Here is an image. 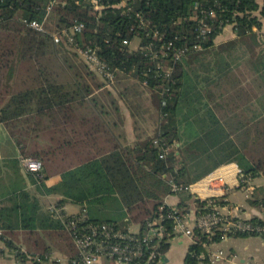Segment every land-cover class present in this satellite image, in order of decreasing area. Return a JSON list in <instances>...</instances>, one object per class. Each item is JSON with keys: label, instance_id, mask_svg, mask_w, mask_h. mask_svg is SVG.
I'll use <instances>...</instances> for the list:
<instances>
[{"label": "trees", "instance_id": "trees-1", "mask_svg": "<svg viewBox=\"0 0 264 264\" xmlns=\"http://www.w3.org/2000/svg\"><path fill=\"white\" fill-rule=\"evenodd\" d=\"M63 1L64 6L56 4L47 13L48 0H0V121L24 153L42 160L47 174H60L57 185L43 184L47 192L61 195L56 201L58 207L67 201L79 203L87 209L83 208L86 222L115 223L97 217L93 206L118 198L124 214L139 223L137 234L141 236L146 221L157 215L167 194L180 196L177 206L181 213L190 212L189 199L196 205V212L211 206L193 192H173L169 179L177 185H191L228 163L237 164L252 178L264 175V48L252 50L242 38L254 33L256 42L264 35V0L261 4L258 0H108L105 4L109 6L103 10L106 13H98L90 0ZM197 3L210 5L216 11L212 32L203 41L193 31L192 15ZM22 17L43 21L47 32L22 24ZM79 22L83 28L74 35V43L81 47L92 45L117 79L129 75L141 84L145 81V87L158 94V129L143 144L121 147L105 132L99 110L115 108V98L102 88L89 65L69 58L63 47L73 49V44L53 42L52 32ZM226 25L241 37L238 46L245 47L252 58L254 88L252 82L242 84L238 77L230 75L234 60L231 51L237 47L230 48L231 41L215 43ZM155 29L164 33L166 40L176 36L179 44L200 40L201 49L190 48L172 61L153 58L150 50L140 46L132 49L122 42L137 36L141 45L150 41L158 45L153 36ZM58 51L64 53L61 55L71 69L72 81L60 82L59 72L52 67L51 56ZM15 60L27 64L24 70L30 82L24 89L8 94L2 70ZM157 62L165 68L171 65L169 75L155 70ZM248 108H252V115L242 113ZM38 131L46 132L51 142L41 149H25L26 137ZM55 138L57 141L53 142ZM164 148L168 150L160 157ZM70 151L76 154L75 159L65 160ZM58 154L63 156L60 164L56 162ZM226 195L210 198L213 204H227ZM23 197L18 214L0 208V228L9 237L4 239L6 246L15 251L21 264H41L49 258V246L36 237L41 232L51 240L59 238L68 260L71 259L76 249L60 214L47 208L41 211L35 198ZM255 201L264 211V196ZM167 209L164 204L162 210ZM246 220L264 223L259 216ZM18 229L25 230L28 239L36 237L34 251H21L12 242ZM252 233L228 236L255 235ZM196 235L199 238L189 246L185 264L199 262L197 255L205 251L206 234ZM212 239L219 242L223 238L218 231ZM168 245L169 241L162 242L161 252Z\"/></svg>", "mask_w": 264, "mask_h": 264}, {"label": "built area", "instance_id": "built-area-1", "mask_svg": "<svg viewBox=\"0 0 264 264\" xmlns=\"http://www.w3.org/2000/svg\"><path fill=\"white\" fill-rule=\"evenodd\" d=\"M94 9L98 13H106L103 11L109 6L105 4L108 0H90ZM56 4L64 6L63 0H48L46 5L47 13L50 12ZM216 17V11L212 6H203L199 3L195 5V11L192 18L195 20L193 27L196 37L200 40H205L208 34L212 32V21ZM20 22L36 31L47 32L43 21L30 19L26 17L20 18ZM83 23H74L68 29H61L51 33L53 42L73 44V49L78 53L89 67L101 78L103 87H110L115 81V73L110 66L102 60L96 53V49L92 45L78 46L74 43V35L81 31ZM255 29V27L253 28ZM153 36L157 38L159 44L150 41L148 44L138 46L142 49L150 50V55L153 58L165 57L172 61L180 59L186 54L190 48L201 49L200 40L194 43H176L175 39H164V33H160L157 29L153 31ZM124 44H130V41L123 39ZM152 46H159L152 48ZM171 65L165 68L160 62L156 63V71L164 70L166 75H169ZM145 84V81H144ZM164 103V102H163ZM168 148H164L162 157ZM20 161L22 166L29 172L35 175L39 181L42 178V162L34 156H21ZM223 166V167H222ZM218 171H212L205 175L197 182L182 186L177 185L172 179L168 183L173 192H193V185L203 187L208 195L200 198H205L208 204H211L208 210L198 211L193 202V213H181L177 204L164 203L160 205L156 216L148 219L140 236L138 232H132L117 223L111 222H86L87 215L85 209L79 213L69 215L65 218L60 213V209L50 207L49 209L55 214H60L63 218L66 229L72 237L73 245L76 249V254L69 259V264H100L101 259H107L113 264H158L161 260L163 252L160 250L162 242L169 241L174 234H182L187 236L191 243L197 242V232L206 234L207 242L204 243L205 251L197 255V258L202 264H218L227 259L226 253L221 248H215L217 243L213 241L212 236L215 232H220L222 238L229 237L228 234L236 232L255 233L264 237V223L257 224L246 220L237 214L236 205L228 204H213L214 200L210 197L222 195L228 190L239 188L246 192L245 196L249 198V193H252V177L245 174L241 168L235 163L222 165ZM231 172L233 181L229 182L227 173ZM221 193V194H219ZM164 204L168 205V209L163 211ZM165 212V213H164ZM250 218V217H249ZM169 222V223H168ZM172 235V236H171ZM6 236L3 229L0 228V248L7 247L4 239ZM9 238V237H8ZM21 251L23 250L20 247Z\"/></svg>", "mask_w": 264, "mask_h": 264}, {"label": "crops", "instance_id": "crops-1", "mask_svg": "<svg viewBox=\"0 0 264 264\" xmlns=\"http://www.w3.org/2000/svg\"><path fill=\"white\" fill-rule=\"evenodd\" d=\"M258 2L261 4V0H258ZM261 30H264V26ZM234 37L235 34L233 28L230 25H226L223 27L222 32L215 38V43L219 44L222 41L230 40ZM73 51L75 50L73 49ZM82 63L86 64L84 60H82ZM12 65L15 68L14 77L6 78L3 72L5 67L2 70L3 86L7 89L8 94L24 89L30 82L29 76L27 75L26 70H24V66L27 64H23L22 62L15 60ZM26 67L27 66H25V68ZM54 68L59 72L58 78L60 79V82L72 81L73 75L71 74V69L67 68L66 63L63 60L58 59ZM24 73L26 74L24 75ZM234 73L235 70L232 69L230 71V75L232 74V77H235ZM96 77L100 82H102L101 78L97 74ZM124 80L130 82L126 83L120 89L118 86L121 85ZM247 82L248 81L245 80L242 84ZM102 88L109 90L117 102V106L115 108L106 107L99 110V117L105 132L115 140V143H117L118 146L133 147L135 145H141L155 135L158 129V120L152 121L147 117L151 90L129 75L122 76L118 79L115 76V81L110 87L102 86ZM56 141L57 140L55 138L53 142ZM50 142L51 140L46 132H33L26 137L27 147L25 149H41L47 146ZM22 149L23 147L21 148V145L15 141L14 137L9 133L6 125L0 121V208L18 214L20 211L19 206L25 198L23 196L26 195L30 199L35 198L37 200L41 211L46 208L49 209L52 206L60 209V211L62 210L64 215L69 216L79 213L83 208L86 209L84 205H80L78 203L80 205L78 210L73 212L68 211L67 203L71 201H67L63 206L58 207L56 205V201L61 197V195L59 193L47 192L44 185L47 187L57 185L61 180L60 174L58 172L47 174L44 171L42 160L39 157L34 156L39 158L43 165L42 178L38 181L34 174L27 171L22 166L20 161L21 156H33L27 152L24 153ZM75 156L76 154H74V151H70L69 154L65 156V160L75 159ZM62 157L63 156L61 154H58L56 157L57 164L62 162ZM221 166L213 171L220 170L223 167ZM227 178L229 182L233 181V175L231 172L227 173ZM195 186L196 188L192 190L195 195L201 197L208 195V192L203 187L199 185ZM257 186L258 184L252 182V193L257 189ZM235 189L236 188H233L227 191V195L225 197V200L228 201L227 204L236 205L237 214L243 218L259 216L264 220V211L260 204L249 203L247 201H245V203H239L235 200L233 201L229 199L228 194L230 191L235 193ZM164 200L167 204H178L181 199L180 196L175 193L167 194L164 197ZM188 203L190 204V213H193L194 208L191 199L188 200ZM123 221L137 224L138 230L132 232L139 231V223L133 221L129 215L124 214ZM114 222L117 224L119 223L115 220ZM122 224L124 226H122ZM122 224L121 227L129 230L127 225L123 222ZM118 225H120V223ZM16 232L17 238H10L12 242L20 246L23 251H26V248L32 251H34L35 247L37 248L36 242L34 241L36 237H38L39 242L42 241L49 246V258L41 264H69L67 254L62 247L61 240L59 238L51 240L45 234L40 232L35 238L28 239L25 230L18 229ZM191 244V240L187 236L174 234L169 239L168 248L165 252H163L161 260L158 264H185L184 258ZM214 247L223 249L227 257L226 260L218 264H264V237L261 235H248L247 238L229 236L217 242ZM0 264L21 263L15 256V251L13 249L4 247L0 248ZM100 264L113 263L107 259H101ZM195 264L202 263L197 262Z\"/></svg>", "mask_w": 264, "mask_h": 264}, {"label": "rangeland", "instance_id": "rangeland-1", "mask_svg": "<svg viewBox=\"0 0 264 264\" xmlns=\"http://www.w3.org/2000/svg\"><path fill=\"white\" fill-rule=\"evenodd\" d=\"M225 33V31H224ZM262 34H264V30H262ZM241 37H237L235 36L233 39L230 40H225L222 41L220 44L224 43V42H229L231 41L229 44L230 48L231 47H239V48H235L232 49V58L234 60H232L233 62V69L235 70V77H238L239 80H241L242 82H244L245 80H247L248 82H252L253 79H256V73L252 70V64L250 63V60L252 58H250V54L247 53V49L245 50V47L243 46H238V40ZM242 38L244 40L247 41V45L248 48L256 49L257 52L258 50L260 51L261 49L264 48V35L259 39V41L255 42V34L254 33H248L245 34L244 36H242ZM260 42V43H259ZM138 43H139V38L137 36H134L131 41H130V48L135 49L138 48ZM63 50H66L67 55H69V58H71L73 61L75 62H82V57L77 53L76 56H74L72 54L73 49H70L68 46L67 47H63ZM64 54L63 52L58 51L56 54L51 56V60H52V67L54 68L55 64H57L58 59L63 60L62 55ZM14 67L13 65H11L8 68H5L3 70L4 75L6 78L8 77H14L15 73H14ZM55 69V68H54ZM26 73H24L25 75ZM130 81H123L121 85H119L118 87L121 89L126 83H128ZM247 82V83H248ZM253 84V88L255 86V84L252 82ZM256 89V88H255ZM132 96V95H130ZM149 108H148V118L151 119L152 121H157L159 119V98H158V94L155 91H151V96L149 99ZM252 105V104H251ZM245 112L247 113V116L252 115V108L248 110L246 109H242V113L245 114ZM242 116H244L242 114ZM252 124V122L250 123ZM248 124V125H250ZM262 125V123H261ZM31 155V154H30ZM252 182L255 184H258L257 189L253 192V193H249V198H247L245 196L246 192L242 189L236 188L234 191L235 193L232 191H230V193L228 194L229 199L231 200H235L239 203H245V201L249 202V203H256L255 200H257L258 198L264 196V176L262 175H257L254 177V179H252ZM196 186L195 184L193 185V189H195ZM255 201V202H253ZM258 204V203H257ZM256 204V205H257ZM67 210L70 212L76 211L79 209V204L75 203V202H68L67 203ZM95 215L97 217L100 218H104V219H112L115 220L117 222L120 223V226L122 224V222L128 226L130 231H137L138 230V225L135 223H131V222H124V207L121 203V201L118 198H110L108 199L103 205H95L93 206ZM118 223V224H119ZM122 226H124L122 224ZM240 238H247V236H240Z\"/></svg>", "mask_w": 264, "mask_h": 264}]
</instances>
